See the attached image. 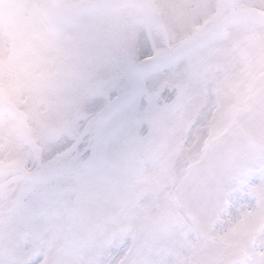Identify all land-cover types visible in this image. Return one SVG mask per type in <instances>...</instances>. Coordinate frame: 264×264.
Masks as SVG:
<instances>
[{
    "label": "snow or ice",
    "instance_id": "1",
    "mask_svg": "<svg viewBox=\"0 0 264 264\" xmlns=\"http://www.w3.org/2000/svg\"><path fill=\"white\" fill-rule=\"evenodd\" d=\"M0 264H264V0H0Z\"/></svg>",
    "mask_w": 264,
    "mask_h": 264
}]
</instances>
